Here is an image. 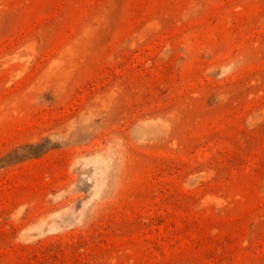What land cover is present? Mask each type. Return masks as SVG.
Returning a JSON list of instances; mask_svg holds the SVG:
<instances>
[{
	"label": "rangeland",
	"instance_id": "obj_1",
	"mask_svg": "<svg viewBox=\"0 0 264 264\" xmlns=\"http://www.w3.org/2000/svg\"><path fill=\"white\" fill-rule=\"evenodd\" d=\"M0 264H264V0H0Z\"/></svg>",
	"mask_w": 264,
	"mask_h": 264
}]
</instances>
